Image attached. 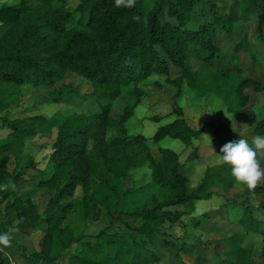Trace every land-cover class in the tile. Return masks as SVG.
Wrapping results in <instances>:
<instances>
[{"label":"trees","instance_id":"obj_1","mask_svg":"<svg viewBox=\"0 0 264 264\" xmlns=\"http://www.w3.org/2000/svg\"><path fill=\"white\" fill-rule=\"evenodd\" d=\"M31 1L0 5V138L5 139L0 141L2 219L9 227L38 230L32 251L37 260L53 262L76 244L67 261L57 264L155 263L174 245L173 229L184 214L177 205H192L193 199L225 193L236 182L231 166L218 162L222 153L218 150L201 180L189 188L179 171L175 150L159 147V159L154 160L144 135L129 133L122 125L131 105H125L117 119L108 115L109 103L101 101L88 106V111L56 113L50 119L43 114L17 116L8 111V106L20 93L21 85H48L66 71L90 82L91 95H105L107 99L115 98L121 86L136 84L151 73L163 74L174 85L173 97L182 80L195 94L201 85L208 90L220 89L213 79L209 86L203 75L192 74L186 60L208 62L217 51L215 28L235 16L222 12L216 3L200 0H136L132 8H117L114 0H77L72 9L64 5V0ZM255 1L259 32L264 24V0ZM73 18V24L67 25ZM249 54L254 62L253 53ZM172 67L178 70L174 76H170ZM239 80L238 86L259 82L244 76ZM258 89L264 90V82ZM53 99L59 100L57 96ZM246 99L242 94L239 104ZM173 110L176 116L159 124L151 138L158 141L169 136L188 145L191 134L181 110ZM43 125H55L56 133L49 154L51 172L36 180L37 187L48 191L46 200L39 204L31 200L28 189L18 186V171H8L4 165L11 154L16 162L25 157L21 167L35 169L24 133L31 135ZM105 127H112L115 135L106 138ZM253 130L264 131V118L253 121ZM227 142L230 140L221 141L219 149ZM142 165L149 168L148 183L157 186L159 199L146 205L124 201L128 207L109 214L101 228L84 238L76 237L66 221L62 223L69 206L79 208L84 215L95 213V185L108 184L112 173L123 176ZM6 179L10 185L3 189L1 184ZM76 185L81 192L71 201L67 197ZM251 193L261 195L258 203L264 210V180L255 190L245 188L244 198ZM188 222L196 226L199 218L189 216ZM238 222L261 235L260 255L264 256L263 219L248 213L244 205Z\"/></svg>","mask_w":264,"mask_h":264},{"label":"rangeland","instance_id":"obj_2","mask_svg":"<svg viewBox=\"0 0 264 264\" xmlns=\"http://www.w3.org/2000/svg\"><path fill=\"white\" fill-rule=\"evenodd\" d=\"M16 1L0 0V5ZM200 1L216 3L222 12L235 16V19L224 21L215 28L213 42L217 46V51L208 62L203 63L191 58L186 60L188 70L192 74L203 75L205 78L203 80H206L207 84L209 82V86L212 85L210 82L213 83L214 80V86L217 84L220 89L208 90L205 85H201L199 92H196L198 94H195L192 87L187 86L185 80H182L179 83L178 94L173 97L174 85L167 82L163 74L151 73L137 81L136 84L129 83L121 86V90L115 98L107 99L105 95H91L90 82L66 71L60 79H55L48 85L35 88L30 85H21L19 87L20 93L10 102L8 111L17 116L43 114L45 118L50 119L56 113L88 111V106L94 105L95 101H101L109 103L108 115L117 119L122 108L125 105H131L130 113L122 125L127 128L129 133L139 131L144 134V143L152 158L156 160L159 156V147L173 144L177 148L176 145L181 144V141L169 136H163L158 141H153L151 132L157 125L155 120L168 114L176 116L174 107H179L181 114H186L187 110L191 113L192 107H187L189 100L201 97L203 100L200 101L201 105L196 114L201 116L200 111L202 110V113L206 114L210 110L211 102L208 100L209 96L201 95L211 92L212 95L215 94L220 97L223 111L231 113L228 119L221 115L219 118L226 121L229 131H231L230 127L237 129V132L232 134L236 140L241 137L251 141V137L256 136V132L253 130V121H256L255 116H258L252 115L253 117H251V111L254 110H251V107L260 104L255 93H260L258 88L260 83L264 82V24L261 25V30L258 32L256 1ZM31 2L36 3L37 0ZM76 2L77 0L63 1L64 5L71 9ZM73 22L74 18L67 25L73 24ZM238 45L241 47L237 50L235 47ZM249 52L253 53L254 62H251ZM177 72L178 70L172 67L170 76L176 75ZM243 76L259 82L256 85L238 86L239 79ZM246 93L248 101L246 104L244 103L245 105L239 104L242 100V94L246 95ZM56 96L59 100L53 99ZM164 118L165 121L168 119L167 117ZM30 133L25 132L24 137L35 162V169L21 167L25 157H21L16 162L11 154H8L4 166L8 171H12V169L18 171V186L21 189H28L31 200L42 204L47 198L48 191L45 188L37 187L36 180L38 177L46 176L51 172L49 154L52 150L51 144L55 137L56 126L43 125L37 128L35 133L29 135ZM113 135H115V130L112 127H105L104 136L109 138ZM4 140V138H0V141ZM213 156L215 155H212V158ZM203 159H207V157L204 156ZM258 159H260L261 167L264 168V157L258 156ZM211 162L212 159L210 164ZM149 179V168L145 165L131 169L129 173L123 176L112 173L108 184L100 183L94 187L95 213L91 216L84 215L79 208L69 206L62 223L66 221L76 237H87L108 221L109 214L116 213L122 206L128 207L124 201L134 205H146L153 199H159L160 194L157 186L149 184ZM7 184L10 185L9 179H6L1 187L5 189ZM234 189L231 192V197H227V199L225 196L213 193V196H218V200L213 203H211L213 199L210 200L211 204L205 203L203 200L194 207L186 202L177 205V208L184 211V214L180 216L173 229V234L177 235L176 239H174V235L171 236L174 245L161 253L159 259L152 264H185V262L186 264H264V256L260 255L261 235L253 230H241L242 227L240 228L239 223H236L244 205L247 206L248 213L264 221V210L258 203L261 196L257 194L252 197L239 198L237 195L242 190V185L235 183ZM80 192V186L76 185L67 199L72 201L79 197ZM220 201L225 206L217 211L213 210L212 208L215 209L216 205H220ZM3 213V203L1 202L0 233L10 229L16 231L13 232L15 235H13L11 247H0V262L2 264H57L58 262H66L68 254L72 250L71 247L73 245L74 248L77 247L76 244H73L66 248L62 255L50 263L37 260L38 258H35L32 251L36 242L35 234L38 230H20L16 227H9L7 222L4 223L5 219H2ZM202 213L207 214V216L201 217ZM189 216L198 217V225H191L188 222ZM114 222L116 223L115 220Z\"/></svg>","mask_w":264,"mask_h":264},{"label":"crops","instance_id":"obj_3","mask_svg":"<svg viewBox=\"0 0 264 264\" xmlns=\"http://www.w3.org/2000/svg\"><path fill=\"white\" fill-rule=\"evenodd\" d=\"M258 91L260 93H262V94H260L258 92L255 93V94H257V96L260 100V104L256 105L255 107L252 106L251 110L252 109H254V110L251 111V114H250L251 117H253L254 115H258V116H255L257 118L256 120L264 118V91H262V90H258ZM205 95L209 96L208 100L211 102V106L209 107L210 110L208 112H206V114L202 113L203 110L200 111V113L202 114L201 116H198L196 114L197 110L199 109V107L201 105L200 101L203 100L202 97L189 100V105H187V107L191 106L192 112L190 113L187 110L186 114L185 113L182 114V117L185 120V126L188 128V130L191 134L190 143L185 146L182 144V142L180 144L176 141L178 143V145H176L177 148H175L173 144L168 145V146H161V147L171 148L177 152V158H178V161L180 163L179 171L181 174H183L186 177L187 186L189 188L194 187L201 180V178L204 174L205 168L208 165H210V160L212 159V162L214 160V156L212 158V155H215L218 153L220 142L223 140H230V141L236 140V137L232 134H235L237 132L236 131L237 129L230 127L231 131H229L228 124L225 123L226 121L221 120L219 118V115L223 116V118H226V119H228V117L231 116V113H227V112L223 111V107L221 104L220 97L216 96L215 94L212 95L211 92L209 94H202L201 96H205ZM246 95H247V93H246ZM247 101H248V95H247V99L244 103L246 104ZM193 109H195V110H193ZM196 116H197V119L195 120ZM164 117H167L168 119L165 121ZM164 117H160V118H157V120H155V122L157 123L155 128L159 124H162L161 123L162 121L167 122V121L173 119L175 117V115H169L168 114L167 116H164ZM155 128L153 129V131L155 130ZM236 128H238V127H236ZM153 131L152 132L150 131L151 134L153 133ZM255 135H264V131H261L257 134L255 133ZM248 142L251 144V141H248ZM204 156L207 157V159H203ZM209 157H211V158H209ZM158 159H159V156L157 157L156 160H158ZM212 162H211V164H212ZM235 183L233 184L232 187L228 188L225 193L224 192H222V193L218 192L217 194H219L221 196H230L231 197V192L233 190H235L234 189ZM245 188L246 187L242 186V190H240L238 195H237L239 198L244 197ZM257 194H259V193H251L249 195V197H252L253 195H257ZM213 195L214 194L211 193L210 195H208L204 198L193 199L192 200V207L199 205V202H201L203 200L205 201V203H207V202L210 203V200H212V199H213V201L211 203L218 200L217 199L218 196H213ZM219 203H220V205H216L215 209L214 208H212V209L217 211V210H219L225 206V204L221 203V201ZM190 214H192V213H190ZM206 220H208V219H206ZM236 223L238 224L239 222H236ZM10 224H13V222L10 221ZM238 225L240 226V228L242 227L240 224H238ZM241 230H245V229H243V227H242ZM7 231H9V230H5L4 232H7ZM12 235H15V234L12 233ZM185 255H186V252H185ZM185 264H186V262H185Z\"/></svg>","mask_w":264,"mask_h":264},{"label":"clouds","instance_id":"obj_4","mask_svg":"<svg viewBox=\"0 0 264 264\" xmlns=\"http://www.w3.org/2000/svg\"><path fill=\"white\" fill-rule=\"evenodd\" d=\"M114 2L117 8H132L136 0H114ZM219 152L222 155L218 162L231 166V174L237 184L252 191L264 180V168L261 167L258 159V156L264 157V135L251 137V144L247 139L240 137L238 140L225 143ZM15 231L10 229L0 233V247H11L12 233Z\"/></svg>","mask_w":264,"mask_h":264}]
</instances>
